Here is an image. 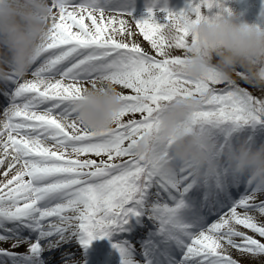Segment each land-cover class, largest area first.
<instances>
[{
    "label": "snow or ice",
    "instance_id": "obj_1",
    "mask_svg": "<svg viewBox=\"0 0 264 264\" xmlns=\"http://www.w3.org/2000/svg\"><path fill=\"white\" fill-rule=\"evenodd\" d=\"M213 7H220L218 0H190L187 10L159 9L160 22L153 8L137 21L117 0H51L50 31L31 78L11 75L0 81V93L10 97L7 107L0 105V166L6 168L0 173V243L27 247L23 254L0 249V257L10 264H36L40 241L53 238L59 243L78 236L86 248L139 215L154 183L165 191L188 192L201 172L165 168L134 151L138 139L158 138V113L175 99L201 97L186 126L223 133L222 146L232 132L264 123V88L250 85L242 72L226 81L215 74L193 79L183 71L184 53L194 43L192 29L207 16L202 9ZM137 35L152 52L134 39ZM97 82L123 89L122 106L113 127L89 131L75 121L73 105ZM154 151L168 158L163 144ZM261 197L264 186L254 187L195 235L178 219L183 199L175 206H154L153 213L163 227L188 235L182 264H264V242L240 230L264 238V221L257 219L264 217ZM16 226L38 232L39 239L18 238ZM114 247L124 255L122 247Z\"/></svg>",
    "mask_w": 264,
    "mask_h": 264
},
{
    "label": "clouds",
    "instance_id": "obj_2",
    "mask_svg": "<svg viewBox=\"0 0 264 264\" xmlns=\"http://www.w3.org/2000/svg\"><path fill=\"white\" fill-rule=\"evenodd\" d=\"M52 18L51 0H0V81L11 75L19 80L29 76L46 42ZM261 20L264 21L262 14ZM192 33L194 43L184 53L183 65L189 77L203 79L215 74L227 81L242 72L250 85L264 88V26L243 21L239 14L230 11L227 15L202 18ZM120 97L118 86L97 82L74 102L75 121L89 131L113 127L122 106ZM201 103V97L191 96L164 105L158 113V138L138 139L134 151L157 160L165 168L172 167L169 161H175L199 172L214 171L226 161L234 175L264 186V143L257 146L241 139L222 146L208 130L189 129L188 117ZM157 143L166 147L167 159L154 151Z\"/></svg>",
    "mask_w": 264,
    "mask_h": 264
},
{
    "label": "rangeland",
    "instance_id": "obj_3",
    "mask_svg": "<svg viewBox=\"0 0 264 264\" xmlns=\"http://www.w3.org/2000/svg\"><path fill=\"white\" fill-rule=\"evenodd\" d=\"M126 1L129 6V11L132 15H135L133 17L137 21L147 18L148 9L153 8V10L157 12L155 18L160 22H162L163 14L159 13V6L174 12H179L181 10H187L190 2V0H143L145 2L143 6L132 7L130 0ZM148 1L152 5H148ZM218 3L220 4V7H213L211 10L202 9L203 13L209 17H213L217 14L227 15L228 12L224 11V9H228L239 14L240 19L243 21L248 23H257L264 26V21L261 20V14L264 13V0H218ZM85 22L90 25V21L86 20ZM134 39L141 44L145 51L152 52L150 45L146 41H143L140 35L135 36ZM242 86L249 88V90L254 94L258 96L260 95L258 89L251 88L247 84H242ZM121 91H123V89H121ZM256 135L262 138V141L264 142V123L256 124L254 126L247 125L232 132L227 139V143L235 144L241 139L254 138ZM214 136L221 144L225 142V136L223 133L217 131L214 133ZM172 166L177 170L181 167V165L175 161L172 162ZM216 170V174L210 176L208 182H217L213 189L221 190L223 195H225V198L230 196L232 191L243 188L241 185L243 186V184H249L247 177L239 176V180H242L240 187L238 186V188L235 186L233 179L236 175L231 172L226 161H222ZM205 172L206 171H201V175L196 180V183L193 184L188 192L183 193L182 195L172 191H165L155 183L147 190L143 201L144 208L142 211L147 215L148 219L137 222L134 227V230L138 232V235L136 234L135 236L139 237L136 239L140 240L133 241L125 236L123 232V236L115 242L116 231H113L110 235L102 239L94 240L91 245L86 248L80 244L78 236H73L66 242L59 243L56 241V238L51 240L44 239L40 241L43 251L40 252L36 264H73V262H75V264H100L102 262H105L106 264H113L114 261L119 259L121 254H119V248L114 247V245H119L127 252H124L123 260H128L131 264H145L144 256L149 258L151 261L156 260L159 264H162L160 261L161 257H163V260H166L169 254V248L174 247L176 250L173 255H171V258L175 256L183 258L185 246L188 243V235H195L204 230V228L209 226L211 222L215 221L227 205L234 202L228 199L229 202L227 201V203L223 206L222 202L224 200L217 199L221 196H219L217 192L211 190L209 193L210 198H208V201L204 202V204L211 207L214 199V201L217 200V203H214L216 208L219 206H222V208L218 212L215 210L216 214L211 219H208L205 214H201L199 212L198 208L201 206L203 201L204 184L202 183V180ZM255 186L256 185L252 184L249 190H247V192L245 191L244 195L249 193ZM178 199H183L184 201V207L180 209L178 219L182 224L187 225L186 232L188 235H176L171 230L163 227L161 221L153 213L154 206L162 204L175 206ZM261 199H264V197H261ZM139 215H133V217L135 218ZM257 219L264 221V217H260L258 214ZM201 221L206 222V225L203 226V228L198 227L199 222ZM147 222H150V227H147L149 225ZM124 230L126 229H123V231ZM240 230L246 231L249 235H253L254 238L261 239L262 242H264V238L258 237V235L252 233L250 230L243 229L242 226H240ZM14 235L20 239L28 241H35L39 239V233L26 226H16ZM173 242L174 247H171ZM13 243V241L2 242L0 243V249L15 251L22 254L27 251L26 246L12 248ZM138 244L141 245L144 256L132 254L133 249L125 247V245L137 246ZM232 255L237 260H241L240 254L235 250H232ZM0 260L3 261V264H10V261H8L7 258L0 257ZM182 262L180 261L179 263L182 264ZM241 264H243V261H241Z\"/></svg>",
    "mask_w": 264,
    "mask_h": 264
},
{
    "label": "bare ground",
    "instance_id": "obj_4",
    "mask_svg": "<svg viewBox=\"0 0 264 264\" xmlns=\"http://www.w3.org/2000/svg\"><path fill=\"white\" fill-rule=\"evenodd\" d=\"M117 2L119 4H122L129 11V6H128V3H127L126 0H117ZM130 2H131L132 7H141V6H143V4H145V2L143 0H130ZM147 4L148 5H152L149 1L147 2ZM116 6H117V4H113L112 5V7H114V8ZM160 8H163V7L159 6V9ZM132 16H135V15H132ZM121 18L128 19L127 17H117L118 20L121 19ZM117 27H118V25H117ZM27 78L30 79L31 77L29 76ZM2 86L3 85L0 84V87H2ZM8 102H10V97L8 95H4L3 93H0V105L3 104L4 107H7L8 106ZM2 119H3L2 116H0V120H2ZM247 140H249L251 143H253L254 145H257V146L259 144H261V143H264L262 141V138H260L258 135H256L254 138H250V139H247ZM5 169L6 168L4 166H0V173H2ZM209 178L210 177L203 176V180H202V182L204 183V189H203V191H206L208 189H211V190L217 192L219 194V196H221V197H218L217 199H222V197L225 196V195H223L222 191L221 190L213 189V187L216 185L217 182H208ZM241 181L242 180H239V177L238 176H236L233 179V183L237 187L238 186L240 187ZM251 185H252L251 183H249L248 185L247 184H243V186L241 185V187H243V188H240V189H242V190L245 189V191L247 192V189H249L251 187ZM214 203H217V200L214 201L213 204ZM226 203H227V199L225 198L224 201L222 202L223 206ZM143 208H144V205L142 207V210H143ZM215 208H216V206H215ZM221 208H222V206L217 207L216 208V211L218 212ZM142 210H141V213H140L139 216H137L135 218L133 216H130L129 219H128V223L125 224V225H123V226H121L120 229L116 230V232H115V236H116L115 237V242H117L118 239L121 238V236H123V232H124L125 236H127L130 239H132L133 241L140 240V239H136L134 237V233H135L134 232V225L136 224V222L133 223V221H138L139 222V221H143V220L148 219L147 215ZM213 211H215V210H213ZM199 212L200 213H202V212H208V209L207 208L199 207ZM211 216H214V215L212 214ZM148 224L149 225L147 227H150V222ZM198 227H200V226H198ZM123 229H126V230L123 231ZM125 247L132 248L133 249L132 254H136V255L139 254L141 256H144L140 244H138L137 246L136 245H134V246L125 245ZM171 247H174V242H173V244H172ZM175 250H176L175 247L174 248H169L168 257L166 258V260H163V257H161V260H160L161 263L162 264H180L179 262L180 261L181 262L183 261V258L182 257H178V256L176 257L175 256V257H172L171 258V255H173V253L175 252ZM120 253L121 252H119V254ZM125 253H127V252L125 251ZM144 258H145V260H144L145 261V264H159L156 260H152L151 261V260H149V258H146V256H144ZM123 262H124L123 256L120 254L119 259L117 261H114L113 264H122ZM0 264H3V261L2 260H0Z\"/></svg>",
    "mask_w": 264,
    "mask_h": 264
}]
</instances>
